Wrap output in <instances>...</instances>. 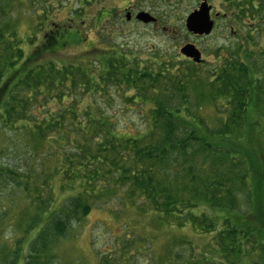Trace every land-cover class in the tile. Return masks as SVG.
<instances>
[{"label": "trees", "instance_id": "1", "mask_svg": "<svg viewBox=\"0 0 264 264\" xmlns=\"http://www.w3.org/2000/svg\"><path fill=\"white\" fill-rule=\"evenodd\" d=\"M258 4L263 18L264 0ZM4 32L0 132L9 145L0 147L12 150L16 162L0 165V203L7 197L28 203L32 215L22 233L35 237L25 254L22 239L8 258L0 250V264H46L71 225L123 189L129 204L140 199L165 222L220 239L208 256L177 254L174 263L264 264V46L242 58L232 53L200 84L201 93L198 85L191 90L190 67L154 74L114 52L46 58L74 37L66 28L48 32L26 55L14 45L22 42L13 33L8 37L16 41L8 42ZM112 87L147 105L144 130L122 131L103 111L95 98L105 102ZM201 97L215 109L212 127L199 113ZM5 218L3 208L0 223Z\"/></svg>", "mask_w": 264, "mask_h": 264}, {"label": "rangeland", "instance_id": "2", "mask_svg": "<svg viewBox=\"0 0 264 264\" xmlns=\"http://www.w3.org/2000/svg\"><path fill=\"white\" fill-rule=\"evenodd\" d=\"M80 1L0 0V20L5 17V25L0 28L6 29L5 40L16 41L8 37L13 33L22 42L14 43L15 47L19 46L26 55L44 43L43 38L48 32L56 27L59 31L66 28L74 37L71 40L65 38V42H62L64 46H59L51 55L46 54V58L69 60L94 51H97L100 57L108 54L112 56L111 52H114L132 62L136 61L141 69L146 68L154 74H182L187 73L184 71L190 67L195 73L191 90H197L198 85L200 92V84H207L208 77L213 79L212 76L217 75L224 61L229 59H216L209 46L228 45L229 57L236 53L234 56L239 58L243 57L244 51L256 54L264 46V25L258 28L252 26V23H248L249 17L241 18L240 21L233 19L238 7L231 8L229 23L222 24L220 18L219 30L216 29L217 32L211 37L199 43L204 50L203 63L201 66H195L186 62L185 57L178 56L179 44L187 40L192 41L191 38L184 39L183 24L181 28L180 25L170 26L175 28L178 35L173 42L165 37L146 33L143 26H137L135 32L128 37L123 34L105 35L106 27L115 24L118 11L135 2L142 4V0H86V3ZM217 6L218 3L215 2V7ZM257 13L260 19L264 20V15L262 18L260 12ZM221 28L224 30H220ZM220 34L224 37H220ZM173 46L176 47L175 50H172ZM126 95L131 97L132 93L127 92ZM95 99L103 111L114 118L120 130L134 133L136 130L145 129L148 119L146 104L140 106L138 102L123 99L122 92L116 87L110 89V96L105 102L99 95ZM196 104L201 108L199 113L212 127L217 118L212 103L207 97H201ZM1 132L0 144L9 145L6 142L7 135L1 139ZM0 150V165L16 162V155L12 150L7 151L1 147ZM53 162L48 161L47 167H52ZM56 183L54 180V186H51L55 191ZM124 191L125 189L116 191L115 197L100 202L87 217L71 225L66 237L60 239L48 253L46 264H101L105 261L107 264H176L173 260L177 254L194 258L206 257L215 247V241H220L216 235L195 231L194 227L180 228L165 222L144 203L139 202L140 199H135L133 204H129ZM15 198L7 197L3 204L0 203V213H3V208L6 213V218L0 223V250L6 253V258L9 257V251L16 241L22 239L20 247L25 254L28 241L35 237L33 231L22 233L32 210L25 207L28 203ZM8 200L12 201L9 211L5 208ZM203 209L202 207L200 212ZM207 213L221 214L211 211ZM185 250L188 253H185ZM40 260L43 262L44 257Z\"/></svg>", "mask_w": 264, "mask_h": 264}, {"label": "flooded vegetation", "instance_id": "3", "mask_svg": "<svg viewBox=\"0 0 264 264\" xmlns=\"http://www.w3.org/2000/svg\"><path fill=\"white\" fill-rule=\"evenodd\" d=\"M142 4L135 2L131 5L122 8L117 13V20L115 24L108 25L106 27L105 35L112 36L113 34H123L124 36H129L135 32L137 26H143L145 32L165 37L173 42L178 38L177 31L175 28L170 26H175L180 28L183 24L185 33L183 34L184 39L191 38L192 41H184L179 44L178 56L184 58L180 53L183 46L192 45L201 55L203 59L204 50L200 47L199 43L205 39L211 37L217 30H219L218 22L220 18L224 25L229 23V10L238 7L237 12L234 13L233 19L241 20V18L249 17L248 23H252V26L258 28L264 25V20L259 17V0H142ZM215 2L218 6L215 7ZM252 5L253 9L249 7ZM169 8V9H168ZM205 16L208 21L211 22V32L209 34H195L190 32L186 28V22L191 14H199L200 16ZM143 15L145 20L138 19L139 15ZM254 30L255 31V28ZM217 29V30H216ZM220 30H224L221 28ZM252 31V32H253ZM181 36V34H180ZM219 36V34H218ZM220 37H224L220 34ZM176 47L173 46L172 50ZM211 53L214 54L216 59L224 60L229 58V46L215 45V47H210ZM189 64L195 66H201L200 64L193 63L190 59L184 58Z\"/></svg>", "mask_w": 264, "mask_h": 264}, {"label": "water", "instance_id": "4", "mask_svg": "<svg viewBox=\"0 0 264 264\" xmlns=\"http://www.w3.org/2000/svg\"><path fill=\"white\" fill-rule=\"evenodd\" d=\"M200 13H203L204 16L199 14H191L186 22V28L188 31L195 34H209L211 31V22L208 21V18L205 16V13L201 10ZM138 19L145 20L143 15H139ZM181 54L185 57L192 59L195 63H200V54L195 48L191 45H186L181 49Z\"/></svg>", "mask_w": 264, "mask_h": 264}]
</instances>
